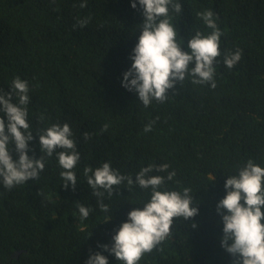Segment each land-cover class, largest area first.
<instances>
[{"label":"trees","instance_id":"trees-1","mask_svg":"<svg viewBox=\"0 0 264 264\" xmlns=\"http://www.w3.org/2000/svg\"><path fill=\"white\" fill-rule=\"evenodd\" d=\"M80 3L0 0V90L9 91L15 76L28 81L29 156L41 155L37 130L59 122L69 124L81 157L75 190L64 188L55 154L38 179L11 190L0 184V264H86L95 252L122 264L100 245H111L127 213L143 207L150 191L130 193L122 185L104 200L109 213L101 212L82 173L104 162L133 178L150 163H168L176 176L166 188L193 191L198 214L175 218L172 235L139 264H233L221 246L216 205L226 195L227 176L249 158L264 167V0H180L182 13L172 15L183 50L196 30L210 31L196 12L211 9L224 33L222 54L240 48L242 59L228 70L218 58L215 89L186 80L164 103L148 107L121 83L144 19L138 0L135 9L132 0ZM85 17L86 26L73 28ZM84 132L92 134L87 141ZM77 203L92 209L88 218L81 219Z\"/></svg>","mask_w":264,"mask_h":264},{"label":"clouds","instance_id":"clouds-1","mask_svg":"<svg viewBox=\"0 0 264 264\" xmlns=\"http://www.w3.org/2000/svg\"><path fill=\"white\" fill-rule=\"evenodd\" d=\"M138 3L144 19L130 56L131 67L123 73L121 83L127 90L135 92L145 107L153 101L164 103L169 98V91L177 84L182 86L186 80L193 85H208L215 89L218 58L222 57L228 70L241 61L240 48L222 54L220 44L224 33L211 9L196 12L197 19L210 31L196 30L187 41V50H183L172 15L178 17L182 13L180 0H138ZM86 6L87 0H81L79 7ZM131 7H137V0H132ZM89 22L90 17L77 19L73 28H83ZM29 91L28 81L19 76L12 79L9 91L0 90V184L11 190L38 179L46 158L55 154L62 169L59 175L64 188L71 186L75 190L77 175L74 170L81 157L68 123H52L37 130L41 155L35 158L28 154L29 142L34 138L28 121ZM154 123L145 124L143 131L150 132ZM108 127L104 124L101 131H107ZM91 135L83 133L86 141ZM13 145L16 159L12 155ZM169 168L168 163H150L141 167L134 178L114 169L110 162L96 168L90 165L83 168L82 174L101 212L109 213V205L104 200L113 197L122 185H126L130 193L136 187L150 191V198L143 207L127 213L128 219L112 236L111 245H100L122 264H139L145 254L152 253L172 235L175 218L187 221L198 214L192 189L166 188V182L173 181L176 176L175 170L169 171ZM224 188L226 195L216 205L223 223L221 246L234 258L233 264H264V167L249 158L238 168L237 174L227 176ZM76 207L81 219L88 218L92 211L83 204L77 203ZM110 219L111 215H108L104 222ZM196 226L195 223L191 225ZM86 264H108V258L95 252L89 255Z\"/></svg>","mask_w":264,"mask_h":264}]
</instances>
